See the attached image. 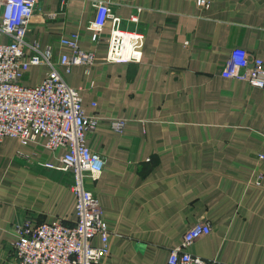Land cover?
Wrapping results in <instances>:
<instances>
[{"label":"crops","instance_id":"0c3cea01","mask_svg":"<svg viewBox=\"0 0 264 264\" xmlns=\"http://www.w3.org/2000/svg\"><path fill=\"white\" fill-rule=\"evenodd\" d=\"M99 1L124 31L144 36L139 62L104 61L109 45L90 29ZM202 1L39 0L30 24L28 42L52 48L67 84L81 89L87 116L127 122L122 133L102 124L88 138L106 162L97 180L87 177L113 235L105 264H168L203 219L213 232L191 254L264 264V89L221 75L235 48L264 61V0ZM74 33L99 61L68 74L61 40ZM49 71L30 66L22 83L35 86ZM66 152L43 138L0 142V264L15 259L17 226L75 224L72 174L46 167H63Z\"/></svg>","mask_w":264,"mask_h":264},{"label":"built area","instance_id":"2783aa9c","mask_svg":"<svg viewBox=\"0 0 264 264\" xmlns=\"http://www.w3.org/2000/svg\"><path fill=\"white\" fill-rule=\"evenodd\" d=\"M39 0H0V142L15 138L21 145H29L38 138L46 140L52 151L66 149L60 161L63 167L46 165L49 169L70 172L72 191L76 196L77 219L67 225L56 219L36 228L25 222L16 228L15 259L12 264H105L110 255L112 232L96 194L89 189L87 177L97 180L106 167L105 159L88 145L89 135L102 124L122 133L127 122L105 121L99 116H87L83 108L82 91L70 87L58 70L52 48L42 49L38 43L27 40L29 27L38 9ZM203 5H207L205 0ZM97 17L91 23L95 42H105L109 52L107 63H135L142 57L144 36L124 31L122 19L111 13L107 3L96 2ZM134 22L136 18H132ZM67 49L60 61L70 74L74 67H92L99 59L95 53L79 45V35L61 40ZM29 50V54H27ZM50 68L45 79L35 86L22 83L30 66ZM223 78L248 83L264 89V61L243 48L231 51ZM212 225L200 220L189 229L182 243L171 250L168 264H227L191 254L188 249L198 240L211 235ZM99 237V247L93 240Z\"/></svg>","mask_w":264,"mask_h":264}]
</instances>
